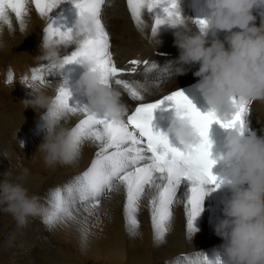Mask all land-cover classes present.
<instances>
[{"label": "bare ground", "instance_id": "obj_1", "mask_svg": "<svg viewBox=\"0 0 264 264\" xmlns=\"http://www.w3.org/2000/svg\"><path fill=\"white\" fill-rule=\"evenodd\" d=\"M179 7L181 16L189 18L186 22L187 28L199 31V25L195 21L203 16V0H179ZM28 8L23 31L15 14L10 10L8 15L12 21L11 29L7 25H0V44L3 45L0 47V180L7 170L12 172V179H15L27 168L28 175L23 184L30 194L39 197L45 211L41 216L29 217L23 227L17 224L11 214L3 211L4 216L0 217V264H30L32 258L36 259L37 264H173L181 254L197 252L214 258V249L222 243V239L215 235L213 226L221 215L222 200L227 193L223 188H216L212 184L204 185L206 195L202 212L194 221L197 231L191 238L187 235L183 206L175 204L173 219L165 240L159 245L155 244L146 200L141 201L137 217L139 228L135 235L130 236L126 230L123 212L125 193L122 189L106 193L95 209L86 211L84 205H78L77 211V207H74V219L51 226L45 223V213L50 208L55 189H63L86 171L95 158L98 147L86 141L74 162L51 167L45 165L39 153H35L46 131L43 118L30 107L24 109L21 100L29 98L30 89L19 82L13 87L5 83L9 69L13 71V79L19 81L25 74L30 77L31 69L42 63L35 57L49 19L40 16L33 4L29 3ZM49 15L58 23L71 27L78 18V9L73 0H61ZM156 15H164L161 8L144 14L142 18L146 27L142 32L131 17L127 0H107L102 8L101 19L109 33L110 51L115 63L120 67H127L129 61L139 59L158 65L148 81L139 74L134 77L127 76L128 79L135 78L141 83H153L178 56V50L173 43V33L176 29L169 24L159 26L156 37L160 40L158 48L153 43L150 29L152 18ZM220 37L223 38V33H220ZM76 47L75 42L66 48L61 46L62 56L70 55ZM196 67L198 65L176 78L170 76L168 71L157 87H150L149 92L145 93L144 102L196 80L198 77L192 74ZM83 71L84 66L74 62L65 65L60 71L53 72L48 79L58 83L57 80L66 77L73 91V100L86 103V99L73 88L75 80ZM49 94H55L52 85ZM122 94L128 115L138 102ZM79 118L67 116L61 123L71 129L78 123ZM251 119L256 123H251ZM249 123L251 129L264 134V101L252 102ZM43 233L45 235L42 237ZM51 239H54V243L50 244L55 248L47 244ZM43 242H46V247H43Z\"/></svg>", "mask_w": 264, "mask_h": 264}, {"label": "snow or ice", "instance_id": "obj_2", "mask_svg": "<svg viewBox=\"0 0 264 264\" xmlns=\"http://www.w3.org/2000/svg\"><path fill=\"white\" fill-rule=\"evenodd\" d=\"M107 0H73L78 15L89 13L95 21V32H78L72 25L67 27L58 23L49 14L61 0H0V25L10 29L12 21L8 11L15 14L20 29H25V17L29 13L28 4L42 17H48L49 23L44 29L43 39L65 48L75 42L76 49L70 55H64L59 64L41 63L31 69L32 79L54 86V102L58 110L50 113L57 119L67 116L80 117L78 123L71 128L75 147L80 150L84 142L89 141L98 147L90 167L63 189H55L50 201V208L45 213V223L49 226L58 222L74 219L73 208L84 205L89 211L99 206L102 197L112 191L125 193L124 217L126 230L130 236L139 228L138 213L141 201H147L151 216L154 243L164 242L173 219V205L182 204L186 216V231L189 238L197 231L194 221L202 212V203L206 195L204 185L212 184L219 188L222 178L213 174L216 163L211 159L212 142L209 138L210 126L218 122L226 129L238 130L241 134L250 133L249 112L252 102L247 97H234L235 111L231 117L221 119L209 109L201 112L185 95L177 89L153 102H144L145 93L150 87H157L161 78L168 74L165 68L155 82L146 84L126 78L141 75L146 81L158 65L148 60L133 59L127 67L118 66L110 51L109 33L102 23L101 12ZM127 7L136 27L145 30V13L161 8L164 15L152 18L151 36H155L162 24H176L182 21L179 0H127ZM147 10V12L145 11ZM203 30L206 20L195 21ZM91 55L96 58L97 67L106 77L110 87H115L136 101L137 106L123 120L113 121L104 114H97L88 109L86 103L73 100V91L68 79L55 81L48 77L65 65L77 63L82 56ZM14 78L9 69L7 80ZM168 104L175 112L191 120L197 129L200 140L189 148L177 146L164 131L154 130L153 113ZM77 207V211H78ZM173 264H219L218 260L203 252L181 254Z\"/></svg>", "mask_w": 264, "mask_h": 264}, {"label": "clouds", "instance_id": "obj_3", "mask_svg": "<svg viewBox=\"0 0 264 264\" xmlns=\"http://www.w3.org/2000/svg\"><path fill=\"white\" fill-rule=\"evenodd\" d=\"M202 12L207 22L203 30L200 26L199 31L188 29L189 18L185 17L170 25L176 29L173 43L178 56L168 71L176 78L198 65L192 73L199 78L196 88L209 108L227 119L236 110L234 97L264 101V0H203ZM73 25L78 32H95V21L89 13L78 15ZM156 37L152 36L158 48L160 40ZM62 58L60 45L44 39L38 45L37 61L59 64ZM77 63L84 66V71L73 88L86 99L88 109L113 121L123 120L128 112L123 94L107 84L96 58L82 56ZM16 82L30 89L29 98L21 100L24 109L32 108L44 121L46 131L35 153L50 167L74 162L79 151L72 130L50 114L58 110L54 96L49 94L51 85L23 78L5 83L13 87ZM164 132L184 148L200 140L191 120L177 112ZM218 159L223 167L217 176L222 178L227 195L213 226L215 235L222 239L213 256L219 264H264V134L228 129ZM12 175L7 170L0 180V210L11 214L23 227L29 217L41 216L45 210L39 197L30 194L23 184L28 169L15 179Z\"/></svg>", "mask_w": 264, "mask_h": 264}, {"label": "rangeland", "instance_id": "obj_4", "mask_svg": "<svg viewBox=\"0 0 264 264\" xmlns=\"http://www.w3.org/2000/svg\"><path fill=\"white\" fill-rule=\"evenodd\" d=\"M2 70H3V69H2ZM3 72H4V71H3ZM4 73H6V70H5ZM5 81H6V80H5ZM251 123L255 124L256 122L254 121V119H251ZM3 216H4V215H3V211H1V212H0V217L3 218ZM24 229H25V228H24ZM44 235H45V233H43L42 237H43ZM38 238H39V237H38ZM42 240H43V239H42ZM42 240H40V241H42ZM51 242L54 243V239H51L50 241H48L47 244H50ZM42 245H43V247H46V246H45V245H46V242H43ZM50 245H51V244H50ZM51 246L55 248V246H54L53 244H52ZM51 249L53 250V248H51ZM31 260H32V261H31ZM32 262H33V263H32ZM30 264H37V263H36V259H33V258L30 259ZM39 264H43V262H42V263L40 262ZM44 264H47V263H44Z\"/></svg>", "mask_w": 264, "mask_h": 264}]
</instances>
